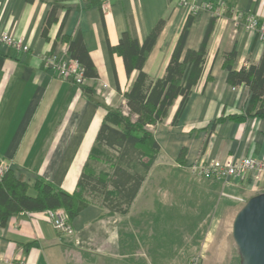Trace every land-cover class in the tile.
I'll return each instance as SVG.
<instances>
[{"label":"crops","instance_id":"1","mask_svg":"<svg viewBox=\"0 0 264 264\" xmlns=\"http://www.w3.org/2000/svg\"><path fill=\"white\" fill-rule=\"evenodd\" d=\"M213 1L223 8L214 19L200 78L175 119L179 97L148 127L159 151L129 211L110 214L97 204L85 205L69 220V233L54 229L43 211L10 214L0 223V264H179L187 252L202 255L218 224L231 225L245 201L264 192V174L210 179L187 169L199 157L207 162L264 157V116L232 118L244 114L249 91L245 83L230 85L222 66L223 52L233 47L234 69L259 60L264 48L259 32L235 20L232 10L264 21V0ZM51 6L56 20L44 33ZM187 15L179 0H107L106 8L100 0H0V31L29 46L24 52L0 42V158L28 191H35L36 177L68 192L75 189L107 110L123 103L122 93L136 76L126 75L121 56L110 49L122 32L141 44L165 19L143 65L149 77L159 78ZM210 17L209 10L197 9L185 48H198ZM60 28L81 37L96 78L78 85L43 65V54L68 56ZM189 227L193 241L187 251L178 238L180 229Z\"/></svg>","mask_w":264,"mask_h":264},{"label":"trees","instance_id":"2","mask_svg":"<svg viewBox=\"0 0 264 264\" xmlns=\"http://www.w3.org/2000/svg\"><path fill=\"white\" fill-rule=\"evenodd\" d=\"M210 1L215 5L213 0ZM210 13V20L196 49L185 48L188 29L195 14L188 13L165 72L159 78L149 77L143 65L165 19L157 21L141 44L131 32H122L118 42L110 49L121 56L126 75L130 76L135 71L136 76L122 93L123 103L107 110L75 189L68 192L45 178L36 177L32 185L34 194H30L29 185L15 178L9 168L0 180V223L16 212H45L59 208L66 212L69 221L82 207L91 203L110 214H126L159 151L154 134L148 127L161 121L179 97L175 119L200 78L217 16ZM55 20L56 10L51 6L42 31L45 33ZM58 34L67 43V57L76 61L82 69L83 78H96V68L81 37L71 38L62 34L61 28ZM222 56L226 81L232 86L245 83L249 91L244 114L232 118L240 120L247 115L264 116V48L257 62H250L239 69L233 68L236 57L234 47L224 51ZM214 124L210 125V129ZM183 155L182 149L178 157L181 163ZM100 165L104 166L96 172V167Z\"/></svg>","mask_w":264,"mask_h":264},{"label":"built area","instance_id":"3","mask_svg":"<svg viewBox=\"0 0 264 264\" xmlns=\"http://www.w3.org/2000/svg\"><path fill=\"white\" fill-rule=\"evenodd\" d=\"M100 1H102V7L106 8L107 0ZM179 5L188 13H196L197 9L202 7L217 15L223 8V5L221 6L220 4V6L217 7L210 0L202 1L199 5L197 4V0H179ZM232 11L235 20L242 19L245 22L246 28L259 32L260 38L264 42V21L258 20V18L251 14L237 12L234 9ZM0 42L13 45L16 49L24 52L28 51L29 48L27 44H21V39L15 38L6 31H0ZM42 62L45 67L50 68L62 79L71 80L78 85H81L85 80L83 78L82 69L77 62L71 60L65 55L51 52L43 54ZM101 87L105 88L106 84L103 83ZM100 90L101 88H98L97 91L100 93ZM9 168V163L0 158V180ZM187 169L197 176L210 179H226L232 177L236 180H241L245 178L248 173H251L254 178H258L264 174V157L254 158L250 156H242L239 158H233L232 156H229L223 161L211 160L208 162L199 157L191 162L187 166ZM44 213L54 229L59 232H71L68 216L62 208L47 210ZM186 264H200V262L196 256H193Z\"/></svg>","mask_w":264,"mask_h":264},{"label":"water","instance_id":"4","mask_svg":"<svg viewBox=\"0 0 264 264\" xmlns=\"http://www.w3.org/2000/svg\"><path fill=\"white\" fill-rule=\"evenodd\" d=\"M231 235L239 264H264V192L249 197L236 212Z\"/></svg>","mask_w":264,"mask_h":264},{"label":"rangeland","instance_id":"5","mask_svg":"<svg viewBox=\"0 0 264 264\" xmlns=\"http://www.w3.org/2000/svg\"><path fill=\"white\" fill-rule=\"evenodd\" d=\"M103 166L100 165L99 167H96V172ZM32 192L34 191L30 189L29 193L33 194ZM182 222L183 218L180 217L179 226H182L180 225ZM188 224L190 223L188 222ZM179 234L178 243H180V245L188 246V244L193 241V234L190 227L185 231L180 229ZM198 242H200V240ZM186 249L189 251L190 246H188ZM187 253L188 256H183L180 258L179 264H184L185 259H190L193 257V255H195L194 252ZM196 258L199 260L200 264H239V255L231 235L230 223H227L226 225L223 223L218 224L217 228L215 229V234L213 237L208 239L204 245L202 255L197 254Z\"/></svg>","mask_w":264,"mask_h":264}]
</instances>
